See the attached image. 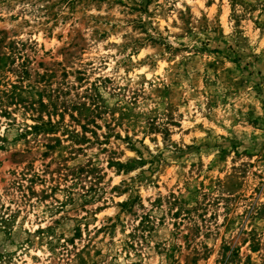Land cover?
Instances as JSON below:
<instances>
[{
    "label": "rangeland",
    "instance_id": "obj_1",
    "mask_svg": "<svg viewBox=\"0 0 264 264\" xmlns=\"http://www.w3.org/2000/svg\"><path fill=\"white\" fill-rule=\"evenodd\" d=\"M0 131V264H264V0H0Z\"/></svg>",
    "mask_w": 264,
    "mask_h": 264
},
{
    "label": "clouds",
    "instance_id": "obj_2",
    "mask_svg": "<svg viewBox=\"0 0 264 264\" xmlns=\"http://www.w3.org/2000/svg\"><path fill=\"white\" fill-rule=\"evenodd\" d=\"M189 2H191V0H189ZM180 5H177V7H179ZM3 133H2V131H0V135H2Z\"/></svg>",
    "mask_w": 264,
    "mask_h": 264
}]
</instances>
